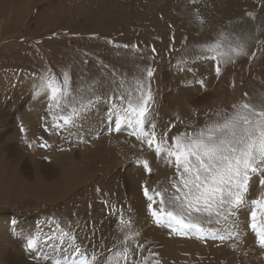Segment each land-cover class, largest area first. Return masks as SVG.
<instances>
[{"label":"rangeland","instance_id":"1","mask_svg":"<svg viewBox=\"0 0 264 264\" xmlns=\"http://www.w3.org/2000/svg\"><path fill=\"white\" fill-rule=\"evenodd\" d=\"M199 1L0 0V264H38L25 239L50 235L52 217L78 228L88 256L106 255L122 237L121 222L132 220L145 245L141 255L150 248L161 264H264V249L246 228L247 212L234 229L247 232L239 240L180 236L157 226L141 186H167L174 167L140 145L128 125L115 130L103 104L87 119L53 129L62 113L50 109V93L41 91L46 70L61 82L67 72L72 92L85 96L89 88L111 94L113 73L126 86L141 78L151 86L157 132L174 125L170 136L199 129L231 113L234 104L264 109V0L224 16L222 35L208 42L188 38L185 30L201 25ZM180 20L187 22L180 26ZM217 42L221 53L238 46L246 53H230L226 63L221 56L219 76L215 62L198 59L215 55L203 49ZM148 68L154 70L150 81ZM261 193L254 180L248 199Z\"/></svg>","mask_w":264,"mask_h":264},{"label":"snow or ice","instance_id":"2","mask_svg":"<svg viewBox=\"0 0 264 264\" xmlns=\"http://www.w3.org/2000/svg\"><path fill=\"white\" fill-rule=\"evenodd\" d=\"M220 47L218 42L210 44L203 50L216 54L198 57L215 62L217 76L221 72V56L228 57L223 61L226 63L232 59L230 53L246 54L242 46L230 47L229 52L223 53L219 52ZM153 77L154 70L148 68L147 80ZM111 83L117 85L111 94L97 93L89 88L90 95L85 96L72 92L67 72L63 73L61 82L46 70L41 91L50 93V109L62 113L55 118L53 129L75 125L87 119L101 104L105 105L107 117L115 118V130L119 131L122 124L128 125L132 129L130 134L140 145H146L157 158L164 159L175 169L167 186L151 189L147 184L141 186L147 211L157 226L180 236L239 240L243 232L234 229L239 227L241 213L247 212L246 228L254 233L256 245L264 249V193L259 198L248 199L254 180L264 188V109L257 110L247 103L234 104L231 113L206 122L199 129L170 136L174 125H169L161 134L151 119L150 83L145 84L143 79L137 78L126 86V80H117L115 73ZM198 83L203 86L202 80ZM142 167L151 172L147 160ZM46 223L50 235L40 231L25 239L26 251L38 264L40 261L44 264H149V261L161 264L159 254L150 248L147 255H141L145 245L138 242L140 233L132 229L130 220L121 222L122 237L117 236L105 250L106 255L99 257L95 252L90 256L85 254L79 243L78 228L74 230L71 221L65 226L64 222L52 217ZM225 228L229 232L222 235Z\"/></svg>","mask_w":264,"mask_h":264},{"label":"bare ground","instance_id":"3","mask_svg":"<svg viewBox=\"0 0 264 264\" xmlns=\"http://www.w3.org/2000/svg\"><path fill=\"white\" fill-rule=\"evenodd\" d=\"M258 2V0H256ZM255 0H200L197 5L195 4V9L197 10V12L201 15V25L200 26H193V25H188L187 27H185L186 30V34L189 36L188 38L194 37L196 38V41H200L203 40L205 42H208L212 39H218L216 35H218L219 33H221V25L223 23V17L226 15H230L232 12L235 11V9H239V8H246L247 5L254 4L255 6ZM260 1V0H259ZM263 2V1H262ZM261 4V3H260ZM200 20V19H199ZM187 21L184 20H180V26H182V24H185ZM181 30L180 27L178 29V31ZM176 34V38H180V33H175ZM207 44V43H206ZM171 46V45H170ZM208 46V45H207ZM206 68V67H205ZM195 71V70H194ZM206 71V70H203ZM200 72V70H199ZM209 72H211L209 70ZM196 73V72H195ZM194 73V74H195ZM193 75V74H192ZM196 79V78H195ZM190 97V96H189ZM95 118V117H94ZM81 129V128H80ZM97 131V130H96ZM71 135V134H70ZM119 141V140H118ZM110 142V141H109ZM125 143V142H124ZM108 144V143H107ZM113 144V141L112 143ZM119 144V143H118ZM117 144V146H118ZM106 147H108L106 145ZM105 147V148H106ZM130 147V146H129ZM109 148V147H108ZM115 148V147H112ZM107 149V148H106ZM144 149V148H143ZM112 150V149H111ZM113 151V150H112ZM140 151H142L140 149ZM139 151V152H140ZM115 152V151H114ZM113 152V153H114ZM127 152V151H126ZM125 152V153H126ZM124 152H122L123 154ZM124 153V154H125ZM145 153V152H144ZM121 154V155H122ZM128 153H126L127 155ZM133 155V153L131 154ZM129 156V155H128ZM144 156V155H143ZM142 156V157H143ZM134 161V160H133ZM44 167V166H41ZM136 169V168H135ZM161 170V169H160ZM114 174V173H113ZM256 197V196H255ZM247 215V214H246ZM243 216V213H242ZM245 216V215H244ZM95 217V216H94ZM241 217V216H240ZM132 221V220H131ZM246 221V220H245ZM240 223V222H239ZM241 224V223H240ZM83 225V224H82ZM244 226V225H243ZM245 228V227H243ZM236 230V229H235ZM249 230V229H247ZM246 230V231H247ZM240 231V230H239ZM243 233H247V232H243ZM156 235V234H155ZM252 236V235H251ZM85 237V236H83ZM158 237V236H156ZM80 238V237H79ZM243 239V238H242ZM241 239V240H242ZM252 240H254L252 238ZM83 242V240H82ZM242 242V241H241ZM246 245H247V240H246ZM250 245V244H249ZM248 245V246H249ZM254 245V244H253ZM216 246V245H215ZM242 246V245H241ZM244 247V245H243ZM242 248V247H241ZM250 248V247H249ZM213 249V248H212ZM247 249V248H246ZM259 249V248H258ZM250 251V250H248ZM253 252V250H252ZM260 252V251H259ZM264 252V250H263ZM245 254V253H244ZM252 256V255H251ZM257 258V257H256ZM259 260V259H258ZM264 260V259H263ZM261 262V261H260ZM254 263V262H251Z\"/></svg>","mask_w":264,"mask_h":264}]
</instances>
